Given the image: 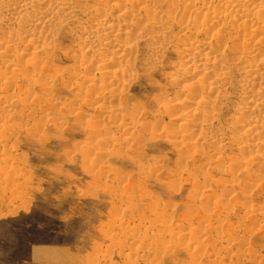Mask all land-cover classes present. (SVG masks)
I'll return each mask as SVG.
<instances>
[{
    "label": "rangeland",
    "instance_id": "374dc122",
    "mask_svg": "<svg viewBox=\"0 0 264 264\" xmlns=\"http://www.w3.org/2000/svg\"><path fill=\"white\" fill-rule=\"evenodd\" d=\"M75 1H71L74 2L71 3L73 8L71 7L70 10L74 13L71 20L66 21V23L63 22L60 24L62 26H57V28L55 25H53L54 27L44 28H50L49 30L34 25L35 27L29 28V33L27 31L25 35L15 30V21H12L11 16L9 17L10 21L6 15L0 16V19H8V21L5 20L6 23L8 22L7 25L4 23L6 27L0 25V30L1 27L3 29L0 31L3 33V35L0 33V45H3L0 47V52L3 51L0 53V72H5L2 75L7 78L5 80V77L0 74V77L2 76L0 78V264H264V214L262 213L264 212V158H257L254 154H247V152L239 153V149L237 150L241 139L236 140V138H241L240 133L247 121L243 118L245 114L237 110L240 103H242L240 102L242 99H239L242 97L241 93L237 94V90L235 91L237 89L236 85L240 81L237 72L229 75L230 78L228 79L230 80H227L228 82L219 84L217 91L202 90L199 95L196 92L194 93L195 96L191 97L190 93V102L180 110L167 112L161 109L162 104L166 102L171 104L176 101L174 99L180 98V92L185 93L184 89L189 83L188 81L190 80L191 83L193 77L197 74L194 72L181 77L179 76V68H175L182 58L179 54V47H181L182 42L187 40V38H183L181 41L175 39L180 34V26H189L190 24L189 27L193 31L199 29L201 32V29L204 26L206 28L208 25L203 16L206 19V16H211L213 10L212 15H215L214 12L220 9V3H217V0L206 1L208 4L211 2L208 6L204 5L208 11L206 13L204 6H200L202 8L199 7L200 9L196 8L195 10L184 8L182 5L185 4L180 5V0H166L168 3L165 0H160V2L154 0L156 5L154 4L151 8V4L149 9L154 10V16L157 20L161 15L165 14L167 16L168 20L164 15L158 20L162 21L159 23L157 21V23L162 25L166 21L165 26H162L166 33H170L168 35L170 38L168 37L167 41H154V43L157 42L156 45L159 43L158 46L161 47V53L154 54L147 49L150 47L148 46L149 41L136 40L131 42L134 47L129 53L130 55L128 54L127 61L129 65L135 64L131 65L132 67L128 65L130 73L129 76L124 77L125 81L122 80L124 78H121V80L114 79L111 82L112 84L109 83V86L105 82L106 79L97 78L99 75L93 72V66L101 61H107L108 56L110 57V50L115 47L109 44L104 45L105 42L101 47L93 44L97 48L99 47L96 52L98 56L96 53V56H88V59L93 58V61L89 60L92 67L89 71L86 70L88 71L87 74L84 71V74L81 73L83 70L81 66L84 64V59H81V57H85L82 56V53L80 54L84 46L79 35L80 30L86 29L88 23V28L93 24L91 19L93 9L86 7L103 5L105 0H103L104 2L101 0V2L99 0ZM170 1L171 4H173V1L180 3L173 4L175 9H172L173 5L169 4ZM181 1L186 3L188 0ZM191 1H194V3L198 1L199 3V0ZM253 1L256 3V0ZM92 2H95V5L91 4ZM77 6L81 7L80 10ZM156 6H159V8ZM180 7L183 12H181ZM74 8H77V12ZM183 8L187 10H185V14H183ZM165 9H167L168 14L170 13L169 15L172 12V15H167ZM194 11L195 13L192 14ZM199 11L202 17L198 13ZM202 11L205 13L203 14ZM177 13L182 14H180V18L183 20L177 17L179 16ZM189 14H192V16ZM196 15L198 18L195 17ZM126 17L125 15L123 18ZM185 18L187 24L186 21L184 22ZM202 18L203 22L200 21ZM247 19L251 20L252 18L248 17ZM217 20L214 22L216 24L208 25L210 29L206 28L205 30L204 28L202 30V33L204 32L201 34L203 41L205 39V41L215 43L218 40V37H215L219 36L217 34L218 30L222 34L229 32L230 40H233L232 43H228L230 40H227V43L223 41V47L222 42H220V45L217 44L216 50H219V48V51L222 52L227 50V52H224L227 56L229 55L228 60H226L230 64L231 62L234 64L240 60L241 55H233L231 44H233V47L239 48L238 46L242 44V40L239 38L235 41L232 35L235 37L240 32V24L242 25L240 22L242 20H239L236 24L234 23L236 20L234 22L226 19ZM219 20L222 21L220 25ZM181 21L183 22L180 23ZM69 22L74 23L69 25ZM139 23L134 22V29L139 26ZM176 23L178 26L175 25ZM201 23L203 26H199L202 25ZM173 24L175 27L172 26ZM234 25H239L240 28L234 27ZM10 27H12L11 29L15 28V32ZM233 27L236 32L232 29ZM6 28L8 30L4 31ZM168 28L173 29L174 32ZM213 28L218 29L215 31ZM225 28L227 31L224 33ZM163 29H159V31H163ZM49 31L51 36H49ZM54 31L56 32L52 33ZM152 31L158 32L155 28H147L145 33H152ZM214 31L215 33H212ZM177 32L178 34H175ZM171 33L174 34L171 36ZM207 33L209 34L207 35ZM16 34L21 37L19 40H23L24 43L18 41L20 37H17ZM26 34L30 39L29 37L26 38ZM263 34L264 26L262 31L252 33V36L261 35L258 38H264ZM32 35L35 36V41H33ZM8 36L13 40H10ZM188 37L190 38L191 35ZM211 38L213 39L211 40ZM4 39L10 43L13 42L12 47L15 46L12 48L9 45L10 43L4 45L3 43L6 42ZM252 39L253 37H250V40ZM120 41L122 40L120 39ZM30 42L33 44H30ZM50 42L55 45L52 44L51 47ZM123 42L129 43L128 41ZM163 42L165 45H163ZM235 43L236 45H234ZM46 46L49 47V51H47L48 55L50 54L49 57L45 55ZM171 46L177 51H172L171 49L174 48ZM107 48L110 50L108 51ZM34 50L39 55L36 56V53H33ZM38 50L41 51L38 52ZM31 55H33V58ZM103 57L107 58L103 59ZM33 59L36 61L34 62ZM43 59L47 63H42ZM9 61H12L17 68L13 67L12 63L9 65ZM153 61L156 63L153 64ZM227 61L224 62L225 65L221 64L226 67L230 66ZM15 62H19V64H15ZM107 62L108 71L110 69L113 71L115 66L117 69L122 67V65H118L121 63L114 64L109 61L111 62L110 65ZM15 68L17 70L21 69L20 72L24 75L19 71L20 75L17 74L18 72H13L16 71ZM71 69H73V72ZM74 70L76 71V77L74 76ZM8 72L7 76L6 73ZM214 72H211V74H215L217 71ZM131 73L134 74L130 76ZM36 75H38V78L42 75L40 78L42 80L35 77ZM88 75V78L85 77ZM9 76L12 79H9ZM27 76L28 78H26ZM77 77L80 79L75 80ZM82 77L83 79L87 78L85 79L87 82L81 80ZM93 77L98 82L99 80L102 81L98 83ZM131 77L134 78L130 79ZM54 79H57V83ZM90 79L95 83H91ZM128 79L130 81L126 83ZM79 80L85 84H83V87H81L82 83ZM233 81L234 83H232ZM74 82L79 83L80 90L83 89L84 91L76 90L77 85ZM121 82L123 86L120 85ZM62 83L63 85H61ZM9 84H11L10 87ZM51 84L52 88H50ZM102 85L106 87L103 89ZM6 86L9 88L7 89ZM46 86L49 88H46ZM94 86L95 89L97 88L99 95L96 90H93ZM99 86H102V88ZM113 86L114 89H118L117 91L120 90L119 88L122 90L116 93V90L111 89ZM229 87L234 90H230ZM254 87H252V90ZM86 88H89V90ZM99 88L101 89L99 90ZM46 89L47 91H45ZM102 89L103 92L105 91L104 93L101 91ZM228 89L231 93L228 92ZM110 90L112 92H109ZM86 91L87 93H85ZM93 92L96 93V97L92 94ZM108 92L114 94L116 98L112 97V99L109 95L104 97L103 95L105 93L109 94ZM178 94L179 96H177ZM247 95H250V93ZM6 96L13 98H11V102L7 101L10 98ZM199 96H202L207 104L209 103L210 108L205 105L202 106L201 111H210L209 113L212 114L211 126L195 131V133L183 132L184 136L190 137L185 140L190 139L187 141L191 142L196 138L195 141L198 144L196 148H190L186 151L184 150L186 149V142L177 144V142L171 141L170 143L173 136L171 133L176 130L175 128H177L180 121L175 120V117L177 118L180 114L179 119L184 120L186 118L185 114L191 113L192 104L199 100L197 99ZM214 96H216L215 99ZM223 96L228 97L226 99ZM1 99L6 100V102L4 103ZM7 105L10 107L7 108ZM103 110L105 111L103 112ZM113 110L116 111L113 113L111 112ZM108 111L112 115L108 116ZM179 111H185V114L181 115ZM75 112L78 115H75ZM46 114L48 117H46ZM113 114H116L117 118ZM53 115L55 121H53ZM130 116L132 121L128 118ZM199 116L197 119H199ZM190 117L193 118L195 115ZM46 118L52 119L47 121ZM142 126L145 128H142ZM146 128L147 130H145ZM130 134L133 136L129 141ZM136 134L137 137H135ZM203 134L205 137H202ZM230 136L233 139H230ZM260 138L258 136L257 140L256 138L253 140L259 141ZM123 139L127 140L123 141ZM104 140H107L108 143ZM242 141L251 142L248 137L247 140L243 139ZM205 143H212V146ZM182 144H186L184 148ZM219 146L222 148L220 149ZM108 151L110 152L109 155L105 153ZM232 158H234V161L236 158L238 163L247 160L245 163L248 164V169L245 167L244 170L238 167V164L235 166L236 162L233 165L231 163ZM199 170L202 172L200 173ZM245 171L246 173L249 172L246 175L248 177L245 176ZM220 181L222 182L220 183ZM260 207L262 209H259ZM207 215L210 216L209 219ZM235 222H238L237 225ZM232 237L234 238L232 239Z\"/></svg>",
    "mask_w": 264,
    "mask_h": 264
},
{
    "label": "bare ground",
    "instance_id": "6f19581e",
    "mask_svg": "<svg viewBox=\"0 0 264 264\" xmlns=\"http://www.w3.org/2000/svg\"><path fill=\"white\" fill-rule=\"evenodd\" d=\"M71 1H74V0H0V16H2V15H6L7 17H8V19H9V17L11 16V18H13L12 19V21L14 20L15 21V25H16V31L17 32H21V33H24V35H25V33L28 31V29L29 28H32V27H35V26H37V27H39V28H42L43 27V29L44 28H47V27H50V26H53V25H55L56 26V28H57V26H62V25H60V24H62L63 22L64 23H66V21H69V20H71L72 18H73V15H74V13H72V11L70 10L71 9V3H74V2H71ZM77 2H78V0H76ZM75 1V2H76ZM88 1V0H87ZM86 1V2H87ZM100 1V0H99ZM98 1V2H99ZM101 1H103V0H101ZM100 1V2H101ZM156 1H158V0H156ZM155 1V2H156ZM164 1V0H163ZM166 1V0H165ZM184 1V0H183ZM187 1V0H186ZM185 1V2H186ZM191 1V0H190ZM189 0L186 2V3H184V2H182L181 0H180V2H178V3H180V5L181 4H185V5H182L184 8H187V9H195L196 10V8H199L200 6H204V5H210L211 4V2H209V4L206 2V1H208V0H199V3H198V1L197 0H195V1H197L196 3H194V1H191L190 2ZM212 1V0H211ZM215 1V0H214ZM218 1V2H217ZM216 2L217 3H220V9H219V11L217 12L216 10V12H214V14L215 15H212L213 14V8H211L213 11H211L212 13H211V16L209 15V16H206V19H205V16H203V18H204V20L206 21V23L208 24V25H211V24H216V23H214V22H216V21H218L217 19H220V20H223V19H226L227 21L229 20H231L230 22H234L235 20V24H236V22H238L239 20L241 21L240 23H242V25L240 24V26H241V28L239 27V25L238 26H235L234 25V27H238V28H240V32L237 34V35H235V37L232 35V37L234 38V40L235 39H241L242 40V44H240L238 47L239 48H237V47H233L232 45L233 44H231V49L233 50V55L235 56H237V55H241V58H240V62L238 63V62H236V63H232L231 62V64H230V62H228L227 60V57L229 58V55L227 56V54L226 53H224L225 51L227 52V50H225V51H219L220 50V48H219V50H216V48L218 47L217 46V44L218 45H220V42H222L221 43V45L223 44V41L224 42H226L227 40H230L231 39V36L229 35V32L226 34L225 32L227 31L226 30V28H225V31H224V33L225 34H222V32H220L219 30H218V33L217 34H219V36L217 35L215 38H217L218 37V40H213V41H215V43L214 42H210V41H208V40H206L205 41V39H204V41H203V37H202V35L201 34H203L202 33V30L205 28V26L203 27V29H201V32L199 31V29L198 30H196L195 28V30L193 31L189 26H190V24H189V26H183V25H181L180 26V34H179V36H177L178 38H175L176 40L177 39H179L178 41H181V39H183V38H187V40L186 41H184V42H182L181 43V47H179L180 49H179V54H180V56H182V58L181 57H178L179 59L181 58V59H183V60H181L180 59V61H179V63H178V65H177V67H175V68H179V72L181 73H179V76H186L187 74H189V73H197L193 78V80L191 81V83H190V80L188 81L189 83L187 84V86L186 85H184V86H186V88L185 87H183V88H185L184 90H185V93L184 92H180V96H179V94L177 95V96H179L180 98H178V99H174V100H176V101H172L173 103H171V104H169V103H165V104H162V107H161V109H163V111L165 110V111H172V110H180V109H182V108H184L185 106H186V104H188L189 102H190V100H189V94L191 93V95H190V97L191 96H195V94L194 93H198V95H199V92L200 91H202V90H206V91H217L218 90V86H219V84H223V83H226V81L227 80H230V79H228V78H230L229 77V75H231V73H234V72H237V74H238V77L240 78V81H239V84L238 85H236L237 86V89H235V91L237 90V94H239V93H241V95H242V97H240L239 99H242L240 102H242V103H240V105H239V107L237 108V110L238 111H240V113H242V114H245V115H243L244 117V119H246L247 121H246V123L244 124V127H243V129H242V131H241V133H240V136H241V138L239 137V138H236V140H240L241 139V141L239 142L240 143V146H237V150L239 149V153H242V152H247V154L249 153V154H254V156H256L257 158H264V152H263V150H264V38L263 37H259L258 38V36H261V35H254V36H252V33H257V32H260V31H262V27L264 26V0H256L255 2L256 3H254V1L252 2V0H217ZM79 2H80V0H79ZM89 2H91V1H89ZM96 2V1H95ZM95 2H92L91 4H94ZM99 2V3H100ZM104 2V1H103ZM159 2H160V0H159ZM162 2V1H161ZM167 3H168V1H166ZM193 2V3H192ZM82 3V2H81ZM80 3V4H81ZM84 3V2H83ZM82 3V4H83ZM163 3V2H162ZM161 3V4H162ZM172 2L170 1L169 2V4L172 6L173 4H178V3H176L175 1H173V4H171ZM98 4V3H97ZM96 4V5H97ZM152 4V5H151ZM155 3H154V0H105V3L103 4V5H100V6H93L92 5V7H94V8H92V7H86V8H91V10L93 11L92 12V21H93V24H91V28L89 27L88 28V25H89V23H88V25H87V28L86 29H82V30H80L81 32H79L80 34V37L82 38H80L81 40H83V48L81 49V52H80V54L82 53V56L83 57H85V58H82L81 57V59H84V64H83V66H81L82 68H83V70H82V72L81 73H84V71H86V70H90L91 69V63L89 62V60H92L93 61V58H91V59H88V56H92V55H95L96 56V52L99 50V47L97 48L96 46H94L93 44H97V46L99 45L100 47L102 46V44L104 43V45H106V44H109L110 46H114L115 48H113L112 47V49L113 50H110L111 49V47H110V49H108V51L110 50V52L111 53H109V55H110V57L108 56V58L110 59H108L107 61L109 62V61H111L112 63H114V64H116V63H121V64H118L119 66H121L122 65V67L121 68H119V69H117L116 68V66H115V68H114V70L113 71H111L112 69H110V71H108L107 70V68L109 67H107V64H106V62L107 61H101V62H99V63H97L95 66H93V72H95V74H98L99 76H97V78H99V77H102V80H103V78L104 79H106L105 80V82H106V84H108L109 85V83H111L114 79H120L121 80V78H124V77H126V76H129V66H131V65H133V64H135V63H133V64H131V65H129L128 64V61H127V56H128V54L132 51V48L134 47V45H133V43H131V42H134V41H136V40H140V41H144V42H147V41H149V43H150V45H149V43H148V46H150V47H148L147 49H149V51L152 53V54H154V53H161V47L160 46H158L159 45V43H158V45H156V43H154V41H159V42H161V41H167V39H169L170 38V36H168L170 33L168 32V33H166L165 31H164V29H163V26H165V22L166 21H164V23L162 24V25H158V23L160 22V21H162V20H160V21H158L162 16H164L165 14V11H163L162 13L164 14V15H161V16H159L158 18V20L155 18V16H154V14H155V12H154V10H152V9H149L150 7L152 8L153 7V5H154ZM164 4V3H163ZM166 4V3H165ZM169 4H167V5H169ZM216 4V3H215ZM255 4V5H254ZM87 5V4H86ZM85 5V6H86ZM95 5V4H94ZM151 5V6H150ZM156 5V4H155ZM159 5V4H158ZM169 5V7H171ZM213 5V4H212ZM76 6V5H75ZM74 6V7H75ZM82 6V5H81ZM150 6V7H149ZM165 7H166V5H164ZM78 7V6H77ZM156 7H158L159 8V6H156ZM164 7V8H165ZM168 7V8H169ZM216 7V6H215ZM73 8V7H72ZM79 8V7H78ZM81 8V7H80ZM80 8L78 9V10H80ZM86 8H84L85 10H86ZM158 8H157V10H158ZM174 8V5H173V7H172V9ZM183 8V9H184ZM200 8H202V7H200ZM199 8V9H200ZM207 8V7H206ZM217 8V7H216ZM75 10L77 9V8H74ZM175 9V8H174ZM177 9H179V7H177ZM180 9H181V12H183L182 11V8L180 7ZM199 9H197V10H199ZM204 9H205V6H204ZM209 9V8H208ZM210 9V10H211ZM215 9V8H214ZM84 10V11H85ZM166 10V13H167V9H165ZM185 10L186 9H184V13L183 14H185L186 12H185ZM203 10V9H202ZM206 10V9H205ZM81 11H83V10H81ZM187 11V10H186ZM76 12H77V10H76ZM80 12V11H79ZM161 12V11H160ZM169 12H171V11H169ZM179 12H180V10H179ZM206 13L208 12L207 10L205 11ZM204 11H202V13L204 14L205 13ZM210 12V11H209ZM86 14H87V12H85ZM91 13V12H90ZM158 13V12H157ZM173 13H176V12H173ZM191 13V12H190ZM193 13H195V11L194 12H192V14ZM197 13V12H196ZM199 14L201 13L200 11L198 12ZM55 15V16H53V15ZM89 14V13H88ZM170 14V13H169ZM168 13H167V15H169ZM177 14H179V13H177ZM181 14V13H180ZM180 14H179V16H177V17H179V19L180 20H183L182 18H180ZM192 14L190 15V16H192ZM199 14H198V16H199ZM58 15H60V16H58ZM127 16L126 18H123L124 16ZM157 15H160V14H157ZM171 15H172V12H171ZM171 15H169V16H171ZM182 15V14H181ZM201 15V17H202V14H200ZM5 16V17H6ZM78 16H81V15H78ZM77 16V17H78ZM87 16V15H86ZM166 16V15H165ZM186 16V15H185ZM89 17V16H88ZM91 17V16H90ZM89 17V18H90ZM176 17V16H175ZM189 17V16H188ZM187 17V18H188ZM195 17H197V15L195 16ZM200 17V16H199ZM248 17H251L252 19L251 20H249V19H247ZM123 18V19H122ZM166 19H167V16L165 17ZM193 18V17H192ZM191 18V19H192ZM198 18V17H197ZM203 18L200 20L201 22H203L202 20H203ZM8 19L7 18H5V20H7L8 21ZM78 19H79V17H78ZM77 19V20H78ZM143 19V20H142ZM164 19V18H163ZM174 19V18H173ZM195 19V18H194ZM5 20H3V19H0V25L1 26H5V25H7V23H6V21ZM11 19H9V21H10ZM74 20H76V19H74ZM81 20V19H80ZM79 20V21H80ZM156 20V21H155ZM165 20V19H164ZM168 20V19H167ZM179 20V21H180ZM196 20H198V19H196ZM219 20V25H220V22L222 23V21H220ZM73 21V20H72ZM140 21H142L141 23H139ZM157 21H158V23H157ZM172 21V20H171ZM170 21V22H171ZM177 22H178V20H176ZM176 21H174V22H176ZM186 21V18H185V20H184V22ZM191 21H193V20H191ZM75 22V21H74ZM74 22H69V25H72L71 23H74ZM84 22V21H83ZM88 22H89V20H88ZM134 22H137V24L139 23V26L137 27V28H135L134 29ZM169 22V21H168ZM169 22V23H170ZM183 21H181L180 23H182ZM196 22V21H195ZM4 23H5V25H4ZM188 23H189V21H188ZM193 23H194V21H193ZM218 23V22H217ZM224 23V22H223ZM13 24V23H12ZM13 24V25H14ZM79 24V23H78ZM81 25H82V23H80ZM186 24H187V21H186ZM196 24V23H195ZM202 24V23H201ZM227 24H230V23H227ZM226 24V25H227ZM14 25V26H15ZM35 25V26H34ZM74 25V24H73ZM75 25H76V23H75ZM175 25H177V23L175 24ZM192 25V24H191ZM194 25V24H193ZM192 25V26H193ZM208 25H207V29H210V28H208ZM218 25V26H219ZM225 25V26H226ZM67 26V25H66ZM77 26V25H76ZM79 26V25H78ZM85 26V25H84ZM161 26H162V28H161ZM172 26H174V24L172 25ZM178 26V25H177ZM199 26H203V24L202 25H199ZM198 25H197V27H199ZM217 26V25H216ZM215 26V27H216ZM217 26V27H218ZM223 26H224V24H223ZM228 26H230V25H228ZM6 27V26H5ZM54 27V26H53ZM64 27V26H63ZM68 27V26H67ZM82 27V26H81ZM167 27V26H166ZM175 27V26H174ZM212 27H213V25H212ZM214 27V28H215ZM232 28L233 30L235 29V28ZM12 27H10V29H11ZM78 28V27H77ZM76 28V29H77ZM132 28V29H131ZM147 28H155V29H157L158 30V32H154V31H152V33H145V31L147 30ZM206 28H205V30H206ZM213 28V29H214ZM229 28H231V27H229ZM14 29H11V30H13L14 31ZM50 29V28H49ZM49 29H44V30H49ZM60 29V28H59ZM79 29H80V27H79ZM159 29H163V31H159ZM169 29V28H168ZM178 29H179V27H178ZM218 29V28H217ZM217 29L215 30V31H217ZM220 29V28H219ZM1 30H3L2 29V27H1ZM0 30V31H1ZM7 31L8 29L6 28V29H4V31ZM10 30V31H11ZM52 30V29H51ZM53 30H54V28H53ZM58 30V29H57ZM169 30H171V29H169ZM204 30V31H205ZM221 30V29H220ZM222 30H224L223 28H222ZM229 30V29H228ZM236 30V29H235ZM234 30V31H235ZM30 31V30H29ZM29 31H28V33H29ZM79 31V30H78ZM171 31H173L174 32V30L172 29ZM178 31V30H177ZM211 31V30H210ZM215 31L214 32H212V33H215ZM232 31V30H231ZM230 31V32H231ZM233 31V32H234ZM9 32V31H8ZM8 32H5V33H8ZM12 32V31H11ZM15 32V31H14ZM13 32V33H14ZM32 32V31H31ZM43 32V31H42ZM50 32V31H49ZM56 31H54V32H52V33H55ZM208 32H209V30H208ZM236 32V31H235ZM0 33H2V32H0ZM40 33V32H39ZM46 33H48L47 31H46ZM45 33V34H46ZM206 33V32H205ZM17 34H19V33H17ZM16 34V36L17 37H20V36H18ZM31 34H33V33H31ZM31 34H30V36H31ZM43 34H44V32H43ZM50 34V35H49ZM49 34H46V35H49V36H51V32L49 33ZM172 34H174V33H171V36H172ZM175 34H178V32L177 33H175ZM209 33H207V35H208ZM236 34V33H235ZM262 34V33H261ZM2 35H3V33H2ZM8 35V34H7ZM12 35V34H11ZM10 35V36H11ZM14 35H15V33H14ZM13 35V36H14ZM29 35V34H28ZM79 35H77V36H79ZM189 35H191V37L189 38L188 36ZM216 35V34H215ZM264 35V34H263ZM13 36H12V38H13ZM26 36H27V34H26ZM36 36H37V32H36ZM53 36V35H52ZM214 36V35H213ZM212 36V37H213ZM9 37V36H8ZM15 37V36H14ZM25 37V36H24ZM28 37L29 36H27L26 38L28 39ZM32 37H33V35H32ZM35 37V36H34ZM34 37H33V39H34ZM155 37V38H154ZM169 37V38H168ZM205 37H209V36H205ZM204 37V38H205ZM250 37H253V39L254 38H256L255 39V41H253V39L252 40H250ZM6 38V37H5ZM40 38V37H39ZM52 38V37H51ZM50 38V39H51ZM173 38V37H172ZM7 39V38H6ZM9 39L10 40H13V39H11L10 37H9ZM15 39L17 40V38L15 37ZM19 39H21V37L20 38H18V41L20 42V41H22L23 42V40H19ZM25 39V38H24ZM27 39H25V40H27ZM29 39H30V37H29ZM120 39L122 40V41H120ZM175 39H174V42H175ZM191 39V40H190ZM213 38H211V40H212ZM5 40V39H4ZM55 40V39H54ZM147 40V41H146ZM237 40H235V41H237ZM6 41V40H5ZM15 41V40H14ZM30 41H32V40H30ZM33 41H35V39L33 40ZM32 41V42H33ZM123 41H128L129 43H126V42H123ZM170 41V40H169ZM231 41H233V40H230L228 43H230ZM234 41V42H235ZM26 42V41H25ZM32 42H30V44H33ZM81 43H82V41H80ZM177 42V41H176ZM233 42V43H234ZM239 42V41H238ZM238 42H237V44H238ZM0 43H1V41H0ZM7 43H10V42H8V40L6 41V42H4L3 44L4 45H6ZM24 43V42H23ZM28 43H29V40H28ZM35 43V42H34ZM44 43V42H43ZM169 43V42H168ZM172 44H173V42H171ZM227 43V42H226ZM232 43V42H231ZM11 44H13V42L12 43H10L9 45L12 47V45ZM50 44H51V42H50ZM52 44H54V43H52ZM52 44H51V47H52ZM135 44V43H134ZM146 44V43H145ZM160 44H162V43H160ZM180 44V43H179ZM55 45V44H54ZM163 45H165V43L163 42ZM227 45H229V44H227ZM234 45H236V43L234 44ZM1 46H3V45H0V47ZM8 46V45H7ZM7 46H5V47H7ZM9 46V47H10ZM15 46V45H14ZM13 46V47H14ZM23 46V45H22ZM25 46V45H24ZM33 46V45H32ZM173 46H174V44H173ZM223 46V45H222ZM226 46V45H225ZM4 47V48H5ZM10 47V48H11ZM12 47V48H13ZM26 47V46H25ZM36 47V46H35ZM40 47V46H39ZM44 46L42 45V48H43ZM50 47V48H51ZM104 47V46H103ZM164 47V46H163ZM166 47H167V43H166ZM172 47V46H171ZM170 47V48H171ZM175 47V46H174ZM174 47H172V48H174ZM220 47V46H219ZM224 47V46H223ZM229 47V46H228ZM227 47V48H228ZM3 48V47H2ZM23 48V47H22ZM37 48V47H36ZM36 48H35V50H36ZM45 48H47V50H46V52L43 50V49H41L42 51H44L45 52V55H46V57H49V55H48V53H47V51H49L48 50V48L49 47H45ZM168 48H169V45H168ZM237 48V49H236ZM6 49H8V47L6 48ZM53 49V48H52ZM80 49V48H79ZM164 49H165V47H164ZM178 49V48H177ZM3 50V49H2ZM35 50H34V52L33 53H36L35 52ZM40 50V51H41ZM51 50V49H50ZM168 50V49H167ZM172 51H174L175 50V48L174 49H171ZM170 50V51H171ZM222 50V49H221ZM5 51V50H4ZM9 51V50H8ZM14 51H16V50H14ZM39 50H38V52H40ZM102 51H104V50H102ZM105 51H106V49H105ZM163 51V50H162ZM175 51H177V50H175ZM1 52H3V51H1ZM0 52V53H1ZM231 52V51H230ZM5 53V52H4ZM43 53V52H42ZM50 53V52H49ZM64 53V52H63ZM96 53V54H95ZM106 53V52H105ZM108 53V52H107ZM138 53V52H137ZM176 53V52H175ZM174 53V54H175ZM232 53V52H231ZM178 54V55H179ZM262 54V55H261ZM4 55V54H3ZM34 55V54H33ZM33 55H31V57L33 58ZM36 56L37 55H39V53L37 54H35ZM48 55V56H47ZM130 55V54H129ZM133 55V54H132ZM138 55V54H137ZM232 55V54H231ZM35 56V57H36ZM41 56V55H40ZM42 56H43V54H42ZM97 56H98V54H97ZM156 56V55H155ZM233 56V57H234ZM34 57V59H36ZM39 57V56H38ZM44 57V56H43ZM138 57V56H137ZM41 58V57H40ZM39 58V59H40ZM79 58V57H78ZM96 58V57H95ZM98 58V57H97ZM105 58H107V57H105ZM104 57H103V59H105ZM112 58V59H111ZM231 58V57H230ZM236 58V57H235ZM34 59H33V61H34ZM46 59V58H45ZM74 59V58H73ZM76 59V58H75ZM86 59V60H85ZM102 59V60H103ZM129 59V58H128ZM133 59V58H132ZM227 59V60H226ZM232 59H234V58H232ZM37 60V59H36ZM35 60V61H36ZM40 60H42V59H40ZM39 60V61H40ZM44 60V59H43ZM79 60V59H78ZM101 60V59H100ZM231 60V59H230ZM235 60V59H234ZM34 61V62H35ZM38 61V60H37ZM75 61V60H74ZM130 61L132 62V60L130 59ZM228 62L229 64H230V66L228 67H226V66H224L225 65V63L224 62ZM2 62V61H1ZM10 63H9V65L12 63V61H9ZM30 62H31V60H30ZM45 62V60L42 62V63H44ZM82 62V61H81ZM107 62V63H108ZM111 62H109L110 63V65H111ZM139 62V61H138ZM178 62V61H177ZM45 63H47V62H45ZM108 63V64H109ZM154 63H156V62H154L153 61V64ZM221 63H223V64H221ZM15 64H19V62L18 63H16L15 62ZM76 64V63H75ZM78 64V63H77ZM12 65H13V63H12ZM21 65V64H20ZM22 65H24V64H22ZM36 65V64H35ZM129 65V66H128ZM16 67L17 68V66L16 65H13V67ZM20 67V66H19ZM37 67V66H36ZM74 67V66H73ZM72 67V68H73ZM76 67V66H75ZM80 67V68H81ZM112 67V66H111ZM110 67V68H111ZM118 67V66H117ZM132 67V66H131ZM15 68V69H16ZM21 68V67H20ZM78 68H79V65H78ZM10 69H12V68H10ZM23 69V68H22ZM33 69V68H32ZM74 69V68H73ZM73 69H71L72 70V72H73ZM75 69H77V68H75ZM131 69V68H130ZM214 69V71H215V69H216V73L214 72V71H212ZM20 70L21 69H16V71H13V72H20ZM25 70V69H24ZM34 70V69H33ZM80 70V69H79ZM9 71V70H8ZM75 71V70H74ZM88 71H86L85 73L87 74V72ZM92 71V70H91ZM132 71V70H131ZM178 71V70H177ZM10 73H11V71H9ZM9 72L8 73H6L7 74V76H8V74H9ZM17 73V74H19L20 75V73L22 74V75H24L22 72H20V73ZM61 72V71H60ZM77 72H79L78 71V69H77ZM211 72L213 73H215V74H211ZM2 73H3V71L2 72H0V74L2 75ZM5 73V72H4ZM4 73H3V75H4ZM24 73H26V72H24ZM28 73V72H27ZM75 73V74H74ZM73 74H74V76L76 75V71L74 72ZM84 73V74H85ZM5 74V75H6ZM12 75H13V73H11ZM10 74V75H11ZM46 74V73H45ZM79 74V73H78ZM91 74V73H90ZM93 74V73H92ZM134 74V73H133ZM132 73H131V75L130 76H132L133 75ZM208 74V75H207ZM235 74V73H234ZM2 75V76H3ZM25 75H27V74H25ZM50 75V74H49ZM72 75V74H71ZM81 75V74H80ZM83 75V74H82ZM2 76L0 77V78H2ZM38 75H36L35 77H37ZM42 76V75H41ZM41 76L38 78L39 80H42V79H40L41 78ZM45 76V75H44ZM73 76V75H72ZM71 76V78H73ZM84 76V75H83ZM94 76V75H93ZM135 76V75H134ZM3 77H5V76H3ZM33 77V76H32ZM76 77V76H75ZM85 77H89V75L88 76H85ZM95 77V76H94ZM93 77V78H94ZM169 77V76H168ZM26 78H28V76L26 77ZM45 78V77H44ZM71 78H69V79H71ZM78 78L79 77H77V79H75V80H78ZM87 78H85V79H87ZM92 78V79H93ZM96 78V77H95ZM94 78V79H95ZM132 78H134V77H131L130 79H132ZM202 78V79H201ZM7 78L5 77V80H6ZM9 79H12L10 76H9ZM8 79V80H9ZM37 79V80H38ZM61 79V78H60ZM74 79H72V80H74ZM80 79V78H79ZM85 79H83V77H82V79L81 80H84V81H86L87 82V80H85ZM100 79V78H99ZM171 79V78H170ZM176 79V78H175ZM201 79V80H200ZM234 79V78H233ZM8 80H7V82H8ZM38 80V81H39ZM47 80V79H46ZM55 80V79H54ZM74 80V81H75ZM96 80V82H98L97 81V79H95ZM102 80H99V82H101ZM119 80V81H120ZM122 80H124L125 81V78L124 79H122ZM27 81V80H26ZM57 81V79L55 80V82ZM64 81V80H63ZM80 81V80H79ZM118 81V82H119ZM123 81V82H124ZM130 80L128 79V80H126V83L127 82H129ZM6 82V81H5ZM10 82H11V80H10ZM28 82V81H27ZM30 82V81H29ZM42 82H44V81H42ZM41 82V83H42ZM53 82V81H52ZM60 82V81H59ZM66 82V81H65ZM78 82V81H77ZM81 82V81H80ZM90 82L91 83H95V81L94 82H92V80L90 79ZM98 82V83H99ZM105 82L103 83L104 85H105ZM117 82V83H118ZM228 82V81H227ZM236 82V81H235ZM9 83V82H8ZM8 83H6V84H8ZM57 83V82H56ZM73 83V82H72ZM76 85H77V87H76V90H78L79 89V91H81V90H83V89H81L80 90V88L81 87H83V84L84 83H82L81 84V87H80V85H79V83L77 84L76 82H74ZM114 83V82H113ZM120 83V82H119ZM126 83H124V84H126ZM187 83V82H186ZM232 83H234V81L232 82ZM33 84V83H32ZM44 84V83H43ZM66 84H67V82H66ZM112 84V83H111ZM123 83L121 82V84L120 85H122ZM231 84V83H230ZM236 84V83H235ZM5 85V84H4ZM10 85L11 84H9V87H10ZM48 85H50V84H48ZM47 85V86H48ZM56 85H59V84H56ZM61 85H63V83L61 84ZM85 85V84H84ZM89 85H90V83H89ZM99 85V84H98ZM97 85V86H98ZM100 85H101V83H100ZM114 85V84H113ZM127 85V84H126ZM125 85V86H126ZM46 86V88H49V87H47ZM67 86V85H66ZM103 86V85H102ZM102 86H99V87H101L102 88ZM110 86V85H109ZM115 86V85H114ZM114 86H113V88H111V89H114ZM123 86V85H122ZM121 86V87H122ZM128 86V85H127ZM126 86V87H127ZM221 86V85H220ZM223 86H225V85H223ZM226 86H228L227 84H226ZM225 86V87H226ZM232 86V85H231ZM255 86V87H254ZM5 87V86H4ZM9 87H7L6 86V88L8 89ZM55 87V86H54ZM61 87H63V86H61ZM104 87H106V86H103V89H104ZM108 87V86H107ZM116 87V86H115ZM182 87V86H181ZM252 87H254L253 88V90H252ZM2 88V87H1ZM27 88V87H26ZM44 88H45V85H44ZM50 88H52V84H51V86H50ZM58 88V87H57ZM64 88H65V85H64ZM75 88V87H74ZM89 88H90V86H89ZM89 88L87 89V90H89ZM101 88H99V90L101 89ZM123 88V87H122ZM224 88V87H223ZM232 88V87H231ZM5 89V88H4ZM3 89V90H4ZM28 89V88H27ZM60 89V88H59ZM85 89V90H86ZM103 89L101 90L102 92H103ZM107 89H110V88H107ZM107 89H105V90H107ZM120 90H122L121 88H119ZM229 89H230V87H229ZM228 89V92H230L231 93V91L230 90H234L233 88L232 89H230L229 90ZM24 90V89H23ZM93 90H96V93H97V88L95 89V86L93 87ZM99 90H98V92H99ZM114 90H116V89H114ZM118 90V89H117ZM116 90V93L117 92H119V91H117ZM181 90V89H180ZM28 91V90H27ZM44 91V90H43ZM45 91H47V89L45 90ZM63 91V90H62ZM84 91V90H83ZM205 91V92H206ZM219 91H220V89H219ZM252 91V92H251ZM6 92V91H5ZM17 92V91H16ZM29 92V91H28ZM105 92V91H104ZM103 92V93H104ZM109 92H112L111 90L109 91ZM108 92V93H109ZM225 92V91H224ZM233 92V91H232ZM43 93H45V92H43ZM85 93H87V91L85 92ZM96 93H92L94 96L96 95ZM115 93V92H114ZM216 93V92H215ZM219 93V92H218ZM220 93H222V92H220ZM226 93H227V90H226ZM225 93V94H226ZM248 93H250V95H247ZM29 94V93H28ZM27 94V95H28ZM48 94V93H47ZM98 94V93H97ZM177 94V93H176ZM194 94V95H193ZM214 94V93H213ZM10 95V94H9ZM30 95V94H29ZM44 95V94H43ZM99 95V94H98ZM106 95H109V96H111V98L113 97H115V95L113 94H106L105 93V95H103L104 97H106ZM216 95V94H215ZM223 95H224V93H223ZM26 96V95H25ZM24 96V97H25ZM102 96V95H101ZM176 96V95H175ZM6 97H9L10 98V96H6ZM96 97V96H95ZM94 97V98H95ZM215 97L216 96H214V99H215ZM219 97H221V96H219ZM224 97V96H223ZM226 97H228V96H225L224 98H226ZM12 98V97H11ZM8 99V98H5L7 101H10V100H12V99ZM93 98V97H92ZM99 99H100V96L98 97ZM108 98H110V97H108ZM107 98V99H108ZM112 98V99H113ZM116 98V97H115ZM203 97L202 96H199V98H197V99H199V100H197V101H195V103L194 104H192V108L190 109V114L188 113L187 115L185 114V111H179V113H181V115L182 114H185V119L183 120V119H179L180 118V114L177 116V118L175 117V120H180L179 122H178V124H177V128H175L176 130L173 132V133H171V135L173 134V136L171 137V139L172 140H170V143H171V141H174V142H177V144L178 143H183V142H186V149H184V150H186V151H188L187 149H194V148H196L197 147V145L198 144H196V141H195V139L194 140H192L191 142H189V141H187V140H190V139H187V140H185L186 138H190L189 136H188V134H186L188 137H186V136H184L183 134L186 132H194L195 133V131L197 132L198 130H200V129H206V128H208L207 126H211V119H212V114L211 113H209L210 111H209V109H208V111L209 112H207L206 110H204V111H206V112H203V111H201V108H202V106H205V105H208L207 104V102H206V100L204 101L203 99H202ZM217 98H218V96H217ZM22 99V98H21ZM49 99H50V97H49ZM49 99L47 100L48 101V103H49ZM97 99V98H96ZM98 99V100H99ZM104 99V98H103ZM102 99V100H103ZM194 99V98H193ZM196 99V98H195ZM227 99V98H226ZM225 99V100H226ZM2 100V99H1ZM6 100H2L4 103L6 102ZM17 100V99H16ZM55 100V99H54ZM97 100V101H98ZM192 100V99H191ZM218 100V99H217ZM22 101V100H21ZM43 101V100H42ZM46 101V100H45ZM96 101V100H95ZM96 101V102H97ZM100 101V100H99ZM104 101V100H103ZM103 101H101V102H103ZM111 101H113V100H111ZM110 101V102H111ZM115 101V100H114ZM193 101V100H192ZM191 101V102H192ZM11 102V101H10ZM157 102V101H156ZM3 103V104H4ZM16 103V102H15ZM64 103V102H63ZM94 103V102H93ZM104 103V102H103ZM106 103H107V101H106ZM163 103V102H162ZM53 104V103H52ZM68 104V103H67ZM117 104V103H116ZM11 105V104H10ZM21 105V104H20ZM61 105V104H60ZM89 105V104H88ZM111 105H113V104H111ZM8 106L9 105H7L6 107L8 108ZM13 106V105H12ZM107 106H109V105H107ZM106 106V107H107ZM115 106V105H114ZM212 106V105H211ZM10 107V106H9ZM40 107V106H39ZM104 107V106H103ZM102 107V108H103ZM109 107H111V106H109ZM109 107H108V109H109ZM132 107V106H131ZM207 107V106H206ZM208 107H209V105H208ZM19 108H21V107H19ZM19 108H17V109H19ZM50 108V107H49ZM114 108V107H113ZM113 108H111V109H113ZM117 108H118V105H117ZM135 108V107H134ZM160 108V107H159ZM205 108V107H204ZM210 108V107H209ZM104 109H106V108H104ZM110 109V110H111ZM114 109H116V108H114ZM213 109V108H212ZM211 109V110H212ZM217 109V108H216ZM2 110H3V108H2ZM5 110V109H4ZM9 110V109H8ZM38 110H40V109H38ZM42 110V109H41ZM118 110H121V109H118ZM134 110V109H133ZM145 110V109H144ZM203 110V109H202ZM13 111H15V110H13ZM19 111V110H18ZM22 111V110H21ZM52 111V110H51ZM102 111V110H101ZM105 110H103V112H104ZM107 111V110H106ZM114 111H116V110H113V111H111V112H113L114 113ZM217 111V110H216ZM8 112V111H7ZM28 112V111H27ZM33 112V111H32ZM57 112V111H56ZM109 113V115L106 113V115H108V116H110V115H112V113L110 112V111H108ZM124 112V111H123ZM137 112V111H136ZM54 113V112H53ZM111 113V114H110ZM116 113H118V112H116ZM212 113H213V111H212ZM19 114V113H18ZM29 114V113H28ZM55 114V113H54ZM78 115V113H76L75 112V115ZM47 115V114H46ZM48 115H49V112H48ZM48 115L46 116V117H48ZM114 115V114H113ZM154 115V114H153ZM195 115V117H193V118H191L190 116H194ZM198 115H200L199 116V119H197V117H198ZM241 115V114H240ZM52 116V115H51ZM73 116V115H72ZM107 116V117H108ZM116 118H117V116H116V114L114 115ZM119 116V115H118ZM125 116V115H124ZM201 116H202V118H201ZM214 116H216V115H214ZM43 117V116H42ZM50 117V116H49ZM112 117V116H111ZM123 117V116H122ZM218 117V116H217ZM114 118V117H113ZM124 118V117H123ZM129 118V120L130 121H132V119H131V116L130 117H128ZM144 118V117H143ZM47 119V121L49 120V119H52V118H46ZM55 119V117H54V115H53V121H55L54 120ZM57 119V118H56ZM59 119V118H58ZM57 119V120H58ZM62 119V118H61ZM110 120H111V118H110ZM122 120V119H121ZM127 120V119H126ZM128 120V121H129ZM134 120V119H133ZM214 120V119H213ZM111 121H113V119L111 120ZM147 121V120H146ZM50 122H51V120H50ZM60 122V121H59ZM134 122V121H133ZM144 122V121H143ZM242 122V121H241ZM244 122V121H243ZM2 123V122H1ZM54 123V122H53ZM58 123V122H57ZM124 123V122H123ZM127 123V122H126ZM129 123V122H128ZM144 124V123H143ZM123 125V124H122ZM122 125H119V126H122ZM133 125H135V124H133ZM140 125H142V124H140ZM145 126V125H144ZM144 126H142V128L144 127ZM54 127V126H53ZM147 127V126H146ZM206 127V128H205ZM141 128V127H140ZM141 128V129H142ZM145 128V127H144ZM166 128V127H165ZM210 128V127H209ZM220 128V127H219ZM133 129V128H132ZM126 131H127V129H125ZM145 130H147V128L145 129ZM165 130V129H164ZM209 130V129H208ZM210 131V130H209ZM125 132V131H124ZM144 132V131H143ZM146 132V131H145ZM168 132V131H167ZM184 132V133H183ZM200 132H202V131H200ZM122 133V132H121ZM126 133V132H125ZM134 133H135V131H134ZM220 133V132H219ZM132 134V133H131ZM130 134V135H131ZM160 134V133H159ZM191 134V133H190ZM200 134V133H199ZM42 135V134H41ZM140 135V134H139ZM161 135V134H160ZM170 135V134H169ZM198 135V134H197ZM132 136L133 135H131V137L128 139L129 141L131 140V138H132ZM168 136V135H167ZM191 136V135H190ZM193 136V135H192ZM201 136V135H200ZM204 136V134L202 135V137ZM258 136L259 137H261L260 139H258L259 141H255V140H253V139H255L256 138V140H257V138H258ZM135 137H137V134H136V136ZM139 137V136H138ZM154 137V136H153ZM157 137V136H156ZM205 137V136H204ZM247 137L249 138V141H251V142H248L247 143V141L246 142H243L242 140L243 139H245V140H247ZM109 138V137H108ZM113 138V137H112ZM134 138V137H133ZM142 138V137H141ZM220 138V137H219ZM104 139V138H103ZM103 139H102V141H103ZM106 139V138H105ZM110 139V138H109ZM134 139H136V138H134ZM206 139V138H205ZM204 139V140H205ZM218 139V138H217ZM222 139V138H221ZM220 139V140H221ZM230 139H233V138H231V136H230ZM125 139H123V141H124ZM127 140V139H126ZM125 140V141H126ZM199 140H200V138H199ZM201 140H202V138H201ZM235 140V139H234ZM105 142L107 141V140H104ZM194 141V142H193ZM203 141V140H202ZM206 141H207V139H206ZM233 141V140H232ZM252 141H254V142H252ZM1 142V141H0ZM169 142V141H168ZM209 142V141H208ZM221 142V141H220ZM231 142V141H230ZM233 142H236V141H233ZM233 142H232V144H233ZM238 142V141H237ZM106 143H108V142H106ZM105 143V144H106ZM113 143V142H112ZM212 143H213V141H212ZM211 143V144H212ZM227 143V142H226ZM239 143H238V145H239ZM251 143V144H250ZM86 144V143H85ZM205 144H210V143H205ZM204 144V145H205ZM210 144V145H211ZM221 144H222V142H221ZM235 144V143H234ZM183 145V148H184V144H182ZM218 145V144H217ZM86 146H87V144H86ZM212 146V145H211ZM251 146V147H250ZM88 147V146H87ZM86 147V148H87ZM85 148V149H86ZM199 148V147H198ZM214 148V147H213ZM216 148V147H215ZM218 148V147H217ZM219 148H220V146H219ZM222 148V147H221ZM220 148V149H221ZM94 149H96V148H94ZM251 149V150H250ZM88 150V149H87ZM105 150V149H104ZM104 150H103V152H104ZM105 151H107V150H105ZM102 152V153H103ZM190 152V151H189ZM203 152V151H202ZM105 153H108V155L110 154V152L108 151V152H105ZM104 153V155H106ZM192 153V152H191ZM197 153V152H196ZM3 154V153H2ZM188 154V153H187ZM201 154V153H200ZM247 154H245V155H247ZM243 155V154H242ZM231 156V155H230ZM5 157V156H4ZM228 157V156H227ZM240 157H242V156H240ZM244 157V156H243ZM242 157V158H243ZM245 158V157H244ZM221 159V158H220ZM233 159V161L231 162V163H233V165H234V162H236V158H235V161H234V158H232ZM231 159V160H232ZM241 159V158H240ZM245 159H247V158H245ZM254 159V158H253ZM230 160V159H229ZM238 161V160H237ZM247 161V160H246ZM245 161V162H246ZM218 162V161H217ZM244 161H242V162H240L239 161V163L238 162H236L235 163V166H236V164H238V167H240V168H242V169H244L245 170V167H247V165L248 164H246ZM254 162V161H253ZM230 163V164H231ZM250 163H252V162H250ZM220 164V163H219ZM222 164V163H221ZM229 165V164H228ZM228 165H226V166H228ZM232 165V164H231ZM219 166V165H218ZM225 166V165H224ZM214 167V166H213ZM229 167V166H228ZM232 167H234V166H232ZM238 167H235V168H238ZM249 167V166H248ZM248 167L246 168V169H248ZM215 168V167H214ZM256 168V167H255ZM217 169V168H216ZM231 169V168H230ZM200 171V170H199ZM228 171H230V170H228ZM246 171H248V170H246ZM246 171L244 172V173H246ZM202 171H200V173H201ZM232 172V171H231ZM260 172V171H259ZM262 172V171H261ZM224 173V172H223ZM229 173V172H228ZM232 174V173H231ZM247 174H249V172H247L246 174H245V176L247 175ZM251 174V173H250ZM263 174H264V172H263ZM218 177V176H217ZM234 177V176H233ZM246 177H248V176H246ZM249 177H250V175H249ZM206 179V178H205ZM212 179V178H211ZM245 179V178H244ZM250 179V178H249ZM261 180V179H260ZM205 181V180H204ZM210 181V180H209ZM212 182V181H211ZM222 181H220V183H221ZM257 183V182H256ZM252 184V183H251ZM222 185H225V184H222ZM245 187H247V186H245ZM249 187H251V186H249ZM224 188V187H223ZM243 189V188H242ZM214 190V189H213ZM226 190V189H225ZM241 190V189H240ZM228 191V190H227ZM244 192H245V190H244ZM221 201V200H220ZM218 204V203H217ZM220 204V203H219ZM222 204V203H221ZM242 204V203H241ZM244 204H247V203H244ZM243 205V204H242ZM224 207H225V205H223ZM251 208V207H250ZM254 209H256V208H254ZM253 209V210H254ZM259 209H262L261 207L259 208ZM251 211V210H250ZM263 211V210H262ZM261 211V212H262ZM260 212V211H259ZM156 213V212H155ZM263 214H264V212H262ZM262 213H261V215H262ZM207 214V213H206ZM253 214V213H252ZM206 216V215H205ZM245 216V215H244ZM207 217H208V219L210 218V216L209 215H207ZM207 217H205V218H207ZM115 218V217H114ZM249 218V217H248ZM223 219V218H222ZM246 219V218H245ZM259 219V218H258ZM262 220V219H261ZM206 221V220H205ZM237 221V220H236ZM226 222H229V221H226ZM239 222V221H238ZM237 222V223H238ZM230 223V222H229ZM236 223V222H235ZM237 223H236V225H237ZM239 226V225H238ZM183 227V226H182ZM230 227V226H229ZM250 227V226H249ZM164 228V227H163ZM237 228V227H236ZM261 228V227H260ZM263 228H264V226H263ZM249 230V229H248ZM248 230H246V231H248ZM260 230V229H259ZM236 231H238V230H236ZM243 231V230H242ZM250 231H252V230H250ZM236 233V232H235ZM252 233V232H251ZM234 237H232V239H233ZM227 239V238H226ZM243 241V240H242ZM250 241V240H249ZM176 242V241H175ZM173 243V242H172ZM245 244V243H244ZM168 245V244H167ZM248 245V244H247ZM228 246V245H227ZM235 246V245H234ZM155 247V246H154ZM149 248V247H148ZM228 248V247H227ZM250 248V247H249ZM250 251V250H249ZM261 257V256H260ZM253 259V258H252ZM259 259V258H258Z\"/></svg>",
    "mask_w": 264,
    "mask_h": 264
}]
</instances>
